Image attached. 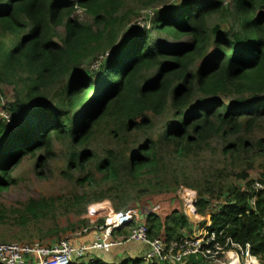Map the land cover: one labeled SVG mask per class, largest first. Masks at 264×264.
I'll return each instance as SVG.
<instances>
[{
	"label": "trees",
	"instance_id": "obj_1",
	"mask_svg": "<svg viewBox=\"0 0 264 264\" xmlns=\"http://www.w3.org/2000/svg\"><path fill=\"white\" fill-rule=\"evenodd\" d=\"M135 1L149 7L165 0ZM229 1L234 25L209 24L212 16L228 10ZM124 2L0 0V85H12L16 91L11 102L1 101V109L10 115L11 122L6 124L0 120V193L15 184L12 173L26 158L35 160L34 169L40 176L39 165L52 155L54 140L71 139L72 145L85 148L96 132L107 130L114 135L118 131L123 135L149 130L154 118L170 115L161 141L173 145L177 158L184 159L198 156L214 137L238 138L261 125L264 118V0H171L156 11L151 23L153 36L149 30L133 25L118 45L111 44L108 58L96 69H87L88 74H82L80 69L91 67L97 55L104 52L99 44L104 35H107L106 42H112L116 28L124 26L128 12L126 16H117ZM77 9L83 10L93 25L101 26L102 30L80 22L75 16ZM57 27L63 28L59 41L55 40L53 31ZM145 73L150 75L144 78ZM65 77L67 81L56 103L42 102L43 92ZM158 142L160 139L147 138L127 157L107 150L98 160L96 169L103 173L104 180L114 184L90 197L75 196L72 202L60 208L81 216L88 205L113 200L110 193L114 186L119 189L128 179L129 184L136 183L143 173L157 174L163 163ZM246 145L241 141L230 143L224 152L235 146L246 152ZM231 155H234L233 150ZM92 158L82 149L81 153L73 155L75 164L69 162L67 168L77 170L85 160ZM251 168L249 164L235 174L244 185L218 183L198 190L194 208L197 215L209 216L208 227L205 221L197 227L215 232L216 243L224 246L229 240L243 250L249 245L250 254L259 264H264V195L253 194V181L247 180ZM216 177H226V173L219 169ZM261 177L259 181L264 183V169ZM87 181L89 177L79 182ZM144 191L140 189L137 194ZM170 191L167 188L166 192ZM213 198L218 202L214 203ZM252 198H255L253 205ZM126 204L121 201L113 208L126 210ZM55 210L54 201L45 198L29 199L19 206L6 207L0 203V225L19 226L23 235L18 240L25 239L29 243L34 237L28 226L39 225L42 218ZM141 219L149 237L160 238L165 243L184 236L191 238L194 234L192 223L180 209L162 217L150 212ZM79 223L82 227L88 226L86 219ZM97 223L103 224V219ZM73 227L74 224H70L67 228L47 231L36 228L37 238L43 241ZM126 235V230H119L113 232L112 238ZM0 242L7 243L1 234ZM122 246L108 252L88 250L68 264H138L142 254L118 257ZM142 246L140 253H145L147 247ZM115 249L119 250L111 253ZM209 262L199 254H190L180 263L151 261L149 264Z\"/></svg>",
	"mask_w": 264,
	"mask_h": 264
},
{
	"label": "rangeland",
	"instance_id": "obj_2",
	"mask_svg": "<svg viewBox=\"0 0 264 264\" xmlns=\"http://www.w3.org/2000/svg\"><path fill=\"white\" fill-rule=\"evenodd\" d=\"M170 1L165 0L161 3L143 7L140 3L135 0H125L124 7L117 13V16L125 14L128 12V18L124 20V26L116 28V35L112 42H106L107 35L103 40L100 41V49L103 53H99L95 60L90 64L91 67H82L80 70L82 74L87 73L88 70L96 69L102 61L110 56V46L111 44L118 45L123 39L127 29H130L133 25L136 27L135 20L139 17L142 18L143 23H152L156 11L160 9L161 6L167 5ZM232 3L229 1L226 4L225 13L222 15H215L209 19V24H220L223 26L234 25V19L230 16ZM75 16L78 17L80 22L89 24L93 26V29L102 30L101 26H94L92 19L81 9H77ZM116 27V26H115ZM139 26H137L138 28ZM153 36L151 25L147 28ZM54 31L56 34V41L63 35V28L57 27ZM91 56L88 57V62ZM149 73L144 74V78L149 76ZM72 74H69L71 77ZM143 78V79H144ZM141 79V80H143ZM67 78L58 81L55 85L47 88L43 92L42 102L56 103L57 97L60 90L62 89ZM0 89L3 92V97L0 99V112H4L1 108L2 102H11L13 95L16 94L15 87L12 85H0ZM170 120V115H164L159 118H154L152 120L153 126L149 130L132 131L130 133H124L121 135L118 131L112 134H108L107 130H102L96 132L94 137L85 148L81 145H72L71 139L65 138L64 140L57 141L54 140L51 145L52 155L47 157L39 165L42 169V174L37 176L35 172V160L24 159L21 163L14 169L12 173V179H14L15 184L10 186L7 190L0 193V203L9 206H19L29 199L38 200L41 198L52 199L55 203L56 210L53 214L47 215V217L40 220L39 225H29V233L34 237L30 244L41 243L43 245H53L57 244L61 239L69 240L72 243L87 244L93 240V229L90 219L93 223H96L99 219H103L102 216H90L88 214L87 208L97 204L108 202L112 209L114 210V204L118 202L125 201L127 209H137L143 218L146 214L153 212L159 216H164L169 214L174 209H180L186 215L193 226V236H197L204 230L198 228L197 226L205 221L206 224L209 223V216H199L188 213L187 208L183 205V197L186 195L185 192H193L196 197V192L198 190H203L209 184H243L242 179H238L235 174L239 173L244 167L251 164V169L248 170V179L251 181H259L261 173L264 169V118H262V123L259 127L254 129L251 133L241 135L236 138V136H230L227 139L221 137H214L209 141V147L202 150L198 156L187 157L184 159L177 158L175 153V148L171 144H167L161 141L162 133L165 129L166 123ZM117 136V137H116ZM147 138H152L154 140L160 139L158 142L160 157L163 159V163L157 170V174L148 175L143 173L141 177L137 178L136 183H130L131 180L128 179L127 182L123 183L119 189L115 186L112 188L110 196L113 200L105 199L101 202H94L86 208V213L77 216L72 211H66L64 208H60L67 202H72L75 196H81L83 194L88 197L92 193H97L99 191H105L108 187H111L112 183L110 180H104L103 173L96 169V164L99 159L105 156L107 150L112 151L113 155L127 157L131 152L135 150L136 147L140 146L143 141ZM119 140V141H118ZM237 141L246 142L248 145V150L246 152L229 148L230 143H235ZM82 149H85L89 153V157L92 156V160L84 162V165L74 169L71 168L69 171L67 166L69 162L75 164L73 155L81 153ZM234 155H231V152ZM235 152H240L236 155ZM231 156L232 159L229 157ZM43 157V155H42ZM238 158H242L241 160ZM238 159V160H237ZM234 165V166H231ZM221 169L226 173V177H216V172ZM229 171H234L232 174ZM72 177H69V175ZM228 174V175H227ZM158 176V177H157ZM42 177V178H39ZM84 177H89L90 181L81 184ZM264 178V177H263ZM77 180H79L77 182ZM244 185V184H243ZM171 189L172 191L166 192V190ZM214 191L216 187L214 186ZM140 189H145L141 194H137ZM214 203L218 202L215 198L212 199ZM62 207V206H61ZM140 209V210H139ZM81 219L87 220V227L80 226L79 221ZM70 224H74V227L66 232H60L58 235L52 236L50 238H45L43 241L38 239V231L36 228H40L44 231L48 229H53L55 227L62 229L67 228ZM83 229H87L83 232ZM26 233V234H29ZM0 234L7 241V243H27V240L19 241L23 233L21 228L13 223H5L0 225ZM25 234V235H26ZM122 237L116 236L114 240L120 239ZM27 243V244H29ZM142 244L137 242H130L124 244L119 251L120 259L127 258L128 254L137 257L142 249ZM119 249L113 250L111 253H115ZM133 257V258H134ZM118 261L119 259H115Z\"/></svg>",
	"mask_w": 264,
	"mask_h": 264
},
{
	"label": "built area",
	"instance_id": "obj_3",
	"mask_svg": "<svg viewBox=\"0 0 264 264\" xmlns=\"http://www.w3.org/2000/svg\"><path fill=\"white\" fill-rule=\"evenodd\" d=\"M135 23L139 27H148L142 18ZM0 120L6 124L11 122L7 112H0ZM253 194L264 195V183L254 181L251 184ZM183 205L188 213L196 215L193 192H185ZM255 198L250 203L254 204ZM90 216H102L103 224L93 223V240L90 244L72 243L61 239L57 244L43 245L41 243H2L0 242V264H68L74 257L80 258L88 250H102L108 252L111 248L124 245L127 242H137L145 245L147 251L140 257L138 264H149L151 261L180 263L190 254H199L209 264H259L257 258L250 254L249 245L243 250L238 244L227 240L224 246L216 243V233L204 230L197 236H184L179 240L165 243L160 238H151L148 228L141 219V213L135 208L113 210L108 202L97 203L87 208ZM186 214V211H185ZM209 223L207 224V227ZM87 229H83L85 232ZM126 230L124 238L114 240L115 231Z\"/></svg>",
	"mask_w": 264,
	"mask_h": 264
},
{
	"label": "clouds",
	"instance_id": "obj_4",
	"mask_svg": "<svg viewBox=\"0 0 264 264\" xmlns=\"http://www.w3.org/2000/svg\"><path fill=\"white\" fill-rule=\"evenodd\" d=\"M149 25H151V23H149ZM149 27V26H148ZM148 27H146V26H144V27H140V28H143V29H145L146 31H148Z\"/></svg>",
	"mask_w": 264,
	"mask_h": 264
},
{
	"label": "crops",
	"instance_id": "obj_5",
	"mask_svg": "<svg viewBox=\"0 0 264 264\" xmlns=\"http://www.w3.org/2000/svg\"><path fill=\"white\" fill-rule=\"evenodd\" d=\"M142 249H143V247H142ZM144 253V252H143ZM121 255V254H120ZM143 255V254H142ZM119 258H120V256H118Z\"/></svg>",
	"mask_w": 264,
	"mask_h": 264
}]
</instances>
